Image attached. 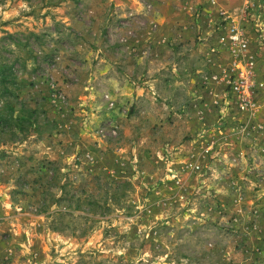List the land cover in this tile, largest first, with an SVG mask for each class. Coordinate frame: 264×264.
<instances>
[{"label": "rangeland", "instance_id": "374dc122", "mask_svg": "<svg viewBox=\"0 0 264 264\" xmlns=\"http://www.w3.org/2000/svg\"><path fill=\"white\" fill-rule=\"evenodd\" d=\"M0 53V264H264V0H0Z\"/></svg>", "mask_w": 264, "mask_h": 264}, {"label": "trees", "instance_id": "16d2710c", "mask_svg": "<svg viewBox=\"0 0 264 264\" xmlns=\"http://www.w3.org/2000/svg\"><path fill=\"white\" fill-rule=\"evenodd\" d=\"M15 84L16 75L13 67L8 64V58L0 53V101L4 100L9 106V111L6 113L0 110V130L2 132L13 133L16 125L18 126V122L16 124L13 123L15 111L13 101L16 98L13 87Z\"/></svg>", "mask_w": 264, "mask_h": 264}, {"label": "built area", "instance_id": "2783aa9c", "mask_svg": "<svg viewBox=\"0 0 264 264\" xmlns=\"http://www.w3.org/2000/svg\"><path fill=\"white\" fill-rule=\"evenodd\" d=\"M231 40L233 43L240 45L241 47H246L247 45L244 34L239 30L234 29L231 35ZM250 79L251 78H249L248 75L244 74L242 75L241 81L235 84V90L239 94V102L242 109H247L250 105H252L251 93L253 82Z\"/></svg>", "mask_w": 264, "mask_h": 264}]
</instances>
